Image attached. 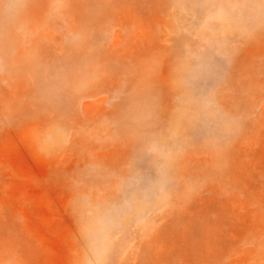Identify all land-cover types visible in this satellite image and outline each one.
<instances>
[{"label":"rangeland","instance_id":"374dc122","mask_svg":"<svg viewBox=\"0 0 264 264\" xmlns=\"http://www.w3.org/2000/svg\"><path fill=\"white\" fill-rule=\"evenodd\" d=\"M0 264H264V0H0Z\"/></svg>","mask_w":264,"mask_h":264}]
</instances>
